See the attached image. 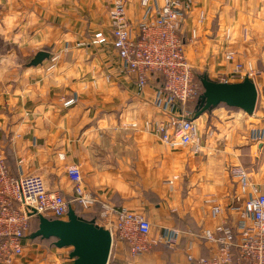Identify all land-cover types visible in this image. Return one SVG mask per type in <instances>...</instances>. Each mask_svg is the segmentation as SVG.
I'll use <instances>...</instances> for the list:
<instances>
[{"label":"crops","instance_id":"crops-1","mask_svg":"<svg viewBox=\"0 0 264 264\" xmlns=\"http://www.w3.org/2000/svg\"><path fill=\"white\" fill-rule=\"evenodd\" d=\"M143 13L140 0H126L133 32ZM181 14L180 35L193 70L237 82L245 76L235 74L234 66H251L258 71L257 102L250 115L219 104L192 117L195 142L171 146L144 128L167 117L155 101L162 77L151 73L139 87L122 70L108 42L104 0H0V154L12 174L40 175L50 191L70 200L66 167L76 164L84 189L97 200L80 211L85 218H96L108 204L142 214L151 237L166 228L180 232L175 248L156 246L133 257L113 238L107 264H196L188 255H210L201 231L226 214L213 216L206 198L227 204L234 194L248 196L230 170L242 168L264 193V0H190ZM96 34L107 42H93ZM39 50L49 57L28 66ZM228 50L235 52L232 61L224 58ZM71 95L78 101L64 108L60 98ZM23 243L11 264L71 262L70 247L44 245L40 238Z\"/></svg>","mask_w":264,"mask_h":264},{"label":"built area","instance_id":"built-area-1","mask_svg":"<svg viewBox=\"0 0 264 264\" xmlns=\"http://www.w3.org/2000/svg\"><path fill=\"white\" fill-rule=\"evenodd\" d=\"M104 2L108 6L110 22L108 42L122 70L132 74L139 87L147 85L151 73L162 77L155 101L159 104V110L167 113V117L151 127L145 122L144 128L154 131L163 143L171 146L194 143L197 126L189 119L186 104L197 94L198 84L185 56L179 30L181 13L189 8L190 0L183 3L181 0H162L161 4L140 0L144 13L135 32L126 14V0ZM93 42L103 43L107 39L102 34H96ZM234 56L233 50L224 54L227 61H232ZM234 73L253 80L258 71L251 66L243 69L241 64H236ZM77 101V95L60 98L64 108ZM127 126L135 129L137 123L130 122ZM66 173L73 187L70 200L50 191L40 175H12L4 156L0 154L1 263L11 264L22 254L31 208L48 218L65 219L72 203L79 205L81 210L96 205L94 195L83 187L79 166H67ZM230 174L239 178L248 196L241 199L234 194L227 204L217 196L206 198L213 216L226 214L213 229L204 228L201 231L199 238L210 250V255L196 259L188 255V259L196 264H264V193L256 190L242 168H232ZM176 177L173 176L168 182L171 184ZM94 219L111 232L112 239L117 238L128 246L130 257L148 252L156 246L173 249L178 244V229L166 228L157 237H151L150 222L142 214L123 208L102 204Z\"/></svg>","mask_w":264,"mask_h":264},{"label":"water","instance_id":"water-1","mask_svg":"<svg viewBox=\"0 0 264 264\" xmlns=\"http://www.w3.org/2000/svg\"><path fill=\"white\" fill-rule=\"evenodd\" d=\"M49 57L46 50L37 51L28 66H37ZM203 92L199 96L194 118L211 108L224 104L252 114L257 102V88L248 77L237 82L217 81L207 75L201 77ZM30 216L36 215L38 227L26 238H55L58 248L70 247V264H107L112 244L111 232L98 225L95 219L78 216L69 206L65 219L48 218L31 208Z\"/></svg>","mask_w":264,"mask_h":264},{"label":"trees","instance_id":"trees-1","mask_svg":"<svg viewBox=\"0 0 264 264\" xmlns=\"http://www.w3.org/2000/svg\"><path fill=\"white\" fill-rule=\"evenodd\" d=\"M203 75H206V74H203V73L200 74V73L196 72L195 70H193L194 79H195V81L198 84V91H197V94L195 95V97L193 98V100H191L190 102H188L186 104V107L188 106L191 109V111H190L191 112V116L189 117V119H191L194 116L195 112L197 111V103H198V100H199V96L203 92V88H202V84H201V77ZM4 159H5V162L7 164L8 169H9V172L12 174L5 157H4ZM71 207L73 208V210L75 211V213L78 216H81V217L85 218V216L80 212L81 211L80 206H79V208H77L75 206L74 207L71 206ZM50 218H52V217H50ZM85 219H87V218H85ZM37 227H38V218H37V216L36 215L30 216L29 220H28V229H27V231L25 233V238H26V236L28 234H30L31 232L35 231L37 229ZM40 241L44 245H52V246H54L55 238H53V237H50V238H47V239L42 238V239H40Z\"/></svg>","mask_w":264,"mask_h":264},{"label":"rangeland","instance_id":"rangeland-1","mask_svg":"<svg viewBox=\"0 0 264 264\" xmlns=\"http://www.w3.org/2000/svg\"><path fill=\"white\" fill-rule=\"evenodd\" d=\"M186 111L189 113V116H191V109L188 106L186 107Z\"/></svg>","mask_w":264,"mask_h":264}]
</instances>
